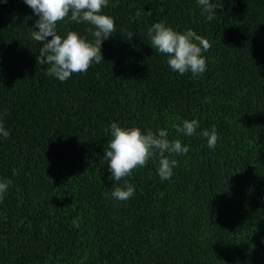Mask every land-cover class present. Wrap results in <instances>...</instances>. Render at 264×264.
Masks as SVG:
<instances>
[{
	"label": "trees",
	"instance_id": "obj_1",
	"mask_svg": "<svg viewBox=\"0 0 264 264\" xmlns=\"http://www.w3.org/2000/svg\"><path fill=\"white\" fill-rule=\"evenodd\" d=\"M210 3L212 21L197 0H108L103 60L61 82L36 62L38 16L0 0V264H264V0ZM159 22L209 41L204 73L170 69L147 34ZM89 27L66 18L57 34L91 41ZM186 119L196 135L176 131ZM113 122L189 151L171 154L170 179L150 158L114 181ZM126 184L131 198L111 197Z\"/></svg>",
	"mask_w": 264,
	"mask_h": 264
},
{
	"label": "clouds",
	"instance_id": "obj_2",
	"mask_svg": "<svg viewBox=\"0 0 264 264\" xmlns=\"http://www.w3.org/2000/svg\"><path fill=\"white\" fill-rule=\"evenodd\" d=\"M197 2L202 6L208 21L215 18V9L221 7L220 4L210 3V0ZM24 3L38 16L31 38L42 45L36 62L47 66L48 75L64 82L74 73H86L93 62L99 64L103 60L102 42L116 32L113 18L102 12L108 0H24ZM66 18L90 25L86 31L93 39L89 41L82 38L75 31H69L62 38L57 34V24ZM147 34L151 45L160 53L168 55L167 63L172 71L181 75L191 72L193 76L205 72L206 59L202 51H207L211 45L195 31L188 29L181 33L159 22L154 23ZM128 35L131 39L132 33ZM198 126L197 120L186 119L182 126L176 127V131L191 137L196 135ZM107 131L111 138L107 148H104L103 158L107 161L110 178L114 181L130 176L133 169L145 166L150 158L158 159L157 172L160 179H170L177 165V161L170 158L171 154L189 151L188 146L182 145L180 140L170 141L165 129H159L156 134H145L138 127L124 128L113 122ZM200 135L207 138L209 148L215 147L218 136L214 129L204 130ZM0 136H9L2 122ZM11 183L10 179L0 181V200ZM133 195L134 187L131 184H126L124 188L116 187L111 192V197L119 201H126Z\"/></svg>",
	"mask_w": 264,
	"mask_h": 264
}]
</instances>
